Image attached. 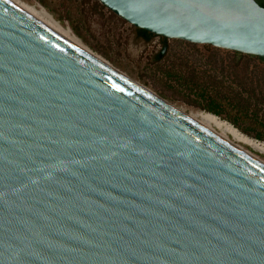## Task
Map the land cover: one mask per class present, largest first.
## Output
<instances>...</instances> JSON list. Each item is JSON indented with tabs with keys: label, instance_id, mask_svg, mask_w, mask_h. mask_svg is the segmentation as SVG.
<instances>
[{
	"label": "water",
	"instance_id": "obj_1",
	"mask_svg": "<svg viewBox=\"0 0 264 264\" xmlns=\"http://www.w3.org/2000/svg\"><path fill=\"white\" fill-rule=\"evenodd\" d=\"M264 59L255 0H98ZM0 264H264V166L0 0Z\"/></svg>",
	"mask_w": 264,
	"mask_h": 264
},
{
	"label": "rangeland",
	"instance_id": "obj_2",
	"mask_svg": "<svg viewBox=\"0 0 264 264\" xmlns=\"http://www.w3.org/2000/svg\"><path fill=\"white\" fill-rule=\"evenodd\" d=\"M21 1L44 8L93 53L170 104L186 113L214 108L216 116L264 142V64L207 44L155 35L146 41L98 0ZM162 38L169 48L157 57Z\"/></svg>",
	"mask_w": 264,
	"mask_h": 264
},
{
	"label": "bare ground",
	"instance_id": "obj_3",
	"mask_svg": "<svg viewBox=\"0 0 264 264\" xmlns=\"http://www.w3.org/2000/svg\"><path fill=\"white\" fill-rule=\"evenodd\" d=\"M6 1L19 8L32 19H34L35 21L46 27L48 30H50L52 33L59 36L66 42L70 43L77 49L94 57L95 59L101 61L107 66L113 68L111 65H109L108 62L93 53L88 47L84 46L81 41L76 36H74L68 29L62 27L44 8H35L31 5L22 2L21 0ZM174 107L202 128L216 135L220 139L224 140L233 147L247 154L248 156H250L251 158H253L264 166V142H261L242 133L235 126L219 118L213 113L201 110L186 113L184 110L176 106ZM259 154L263 158H260Z\"/></svg>",
	"mask_w": 264,
	"mask_h": 264
},
{
	"label": "trees",
	"instance_id": "obj_4",
	"mask_svg": "<svg viewBox=\"0 0 264 264\" xmlns=\"http://www.w3.org/2000/svg\"><path fill=\"white\" fill-rule=\"evenodd\" d=\"M255 1H256L260 6L264 7V0H255ZM138 33L140 34V36H141L144 40H147V39H149L150 36H152V34L147 33V32H145V31H143V30H138ZM246 56H247V58L255 59L256 61H258V62L264 64V59H261V58L256 57V56H251V55H246ZM248 91H249L250 94H254V93H253V92H254V88H253V90H252V89H248ZM208 111L211 112V113H213V114H215V115H217V113L219 112L218 110H216V109H214V108H210Z\"/></svg>",
	"mask_w": 264,
	"mask_h": 264
},
{
	"label": "flooded vegetation",
	"instance_id": "obj_5",
	"mask_svg": "<svg viewBox=\"0 0 264 264\" xmlns=\"http://www.w3.org/2000/svg\"><path fill=\"white\" fill-rule=\"evenodd\" d=\"M151 38H152V36H150L149 39H147L146 41H150ZM159 44H160V50L157 54V57H161L164 52L168 51V48H169L166 40H164L163 38L161 40H159Z\"/></svg>",
	"mask_w": 264,
	"mask_h": 264
}]
</instances>
